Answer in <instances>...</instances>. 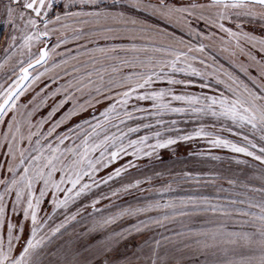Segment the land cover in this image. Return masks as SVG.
Listing matches in <instances>:
<instances>
[{"label":"snow or ice","instance_id":"6c2138e0","mask_svg":"<svg viewBox=\"0 0 264 264\" xmlns=\"http://www.w3.org/2000/svg\"><path fill=\"white\" fill-rule=\"evenodd\" d=\"M119 2L120 0H113L111 7L115 8V5ZM128 3L133 9L150 10L152 15H158L169 23L175 21L177 24L188 28L189 33L195 31L191 28L193 19L207 21L236 40L237 47L240 46L239 41L244 39L249 42L258 43L261 51H264V39L257 40L255 36L248 32L232 31L221 22L233 18L238 20L241 17H247L249 18V22L258 20L261 26H264V0H206L205 3H200L199 0H188V3L179 6L170 4L167 0H156L154 4L150 0L148 3H145L144 0H128ZM54 4L55 0H0V14L5 17L4 22L10 25L14 31L25 33L22 47L29 49V52H31L33 41H40L42 37H48L50 34L49 24L53 23V21L42 19V14L43 17H48L49 12L54 8ZM102 4L103 0H65L62 6L63 15H56L55 22L77 19L82 25L92 24L96 26L89 32H85L83 28L74 29L76 35L73 39L75 40H79L85 36L89 38L96 36L106 40L116 39L120 32L131 34L130 38L133 41L137 39V33L154 34L167 39H174L164 29L148 24L145 20L128 16L124 11L114 12L110 10L109 6H102ZM73 7L80 10L74 12L71 10ZM85 9L92 10L86 11ZM212 9L216 10L214 14L211 13ZM206 13L209 14L206 15ZM110 20L118 25H123V27L105 26V24L101 23ZM40 22H43L44 25L42 30L38 26ZM62 27L68 28L69 25L63 24ZM236 27L239 29L241 25L237 23ZM29 29H35V31L29 32ZM109 34L112 35L110 36ZM196 34L199 35V33ZM12 40H16L14 35L12 36ZM60 42H66V39L58 41L56 47L60 46ZM89 42H92L91 39ZM178 43H184V41L180 40ZM56 47L52 49V53H55ZM81 47L87 49V45H82ZM185 47L187 48V52L180 51L172 45L154 48L152 51L167 53L171 58L155 59L150 57L147 61L141 60L139 56H133L131 60L127 58V54L130 52L146 51V49L139 48L134 42L128 47H94L88 50L101 54L100 60L94 59L93 64L99 63L102 60L119 61V65H112L111 70L113 73L120 71V65L131 69L140 68L142 71L130 72L119 79L110 77L107 84L104 83L102 71L96 72L98 82L91 79L92 72H87L84 76H73L72 79L67 81L66 85L57 88L51 95L56 96L63 92L65 94L64 99L60 101L57 108H53L50 115H54L59 107H63L69 100H73L75 92L83 93L85 89H94L96 95L92 96L90 92L91 98L86 101L87 104L91 105L92 100H96L97 103L101 102L96 99L97 96L103 97L105 100L111 99L105 93L111 92L115 88H125L126 90L118 93L117 95L120 98L116 99L115 103H111L105 111L100 113L104 117L103 121H98L95 124H89L88 121L84 122L88 124L91 131L77 125L79 131L75 132V137L80 139L79 144L61 150L60 145L72 137L58 136L57 140L59 143L55 147L49 143L45 149L41 146L40 140H37L36 155H32L28 149L19 148L17 144L13 143L17 140L18 134L20 140L24 139L15 115L11 117V123H7L4 120V117L9 112L16 109V101L24 94L25 88L23 82L29 80V69L34 68L36 65L48 63L50 53L47 50V45L39 49V54L34 61L30 56L27 67L20 69L21 75L18 80L3 92H0V97L3 98V102L0 103V123H7V128L9 133H11V140H9L8 134L4 135V140L7 141V154L15 161L17 159L16 152H19V162L17 164L8 163L6 169H4L3 165H0V169H4L6 173L12 174L11 179H0V185H3V191H0V229L6 228L7 232L6 248L3 239H0V264H82V261L79 259V251L72 248L70 243L60 245L55 251L48 249V245L53 243L52 238L61 233V229L66 228L71 221L76 220L80 214V210L71 215L66 214L60 224L54 228H49L48 232H45L44 229L52 219V216L46 213L41 215L43 211L42 202H44L45 196L51 193L53 211L58 209L67 211L69 204L73 203L76 198L80 197L92 186L85 183L73 195H69V193H73L74 189H77V185H80L82 177L91 176L92 173L98 170V165L106 167V162L116 160L122 152L127 154L126 150L128 147H135L136 153L142 150L136 146L143 145L149 139L147 136L140 137L138 140H129L127 146L123 144L128 133L138 132L140 130L139 127H129L127 133L121 132L119 135L115 133L104 135L103 139L99 140V142L94 140L93 137L99 136L100 133L97 130H103L105 123H110L114 117L120 118L121 113L117 111V105L125 109L123 115L127 119H134L132 112L126 110V106L133 97V94L137 93L138 90L151 87L157 80H164L165 78H167L169 85L187 86L191 83V81L172 78L171 74L174 73L188 72L190 70L192 75H202L201 72L193 68L191 63H189L190 60H195L196 57H190L188 53L193 50L204 52V45H200L195 49L188 44H185ZM120 53H124L125 55L121 56ZM75 58L74 56L71 57V59ZM61 63L67 64L68 60H63ZM200 63L203 64L204 60H200ZM180 65L184 66L181 67ZM59 66V64H53V67ZM165 69L168 71H165ZM72 71L79 72L80 69L74 67ZM103 71H106V69ZM44 74V72L39 73L34 80H39ZM65 75L72 76V72H66ZM262 76H264V69H262ZM229 79L232 80V84L227 85V88L234 97L231 99L221 93L220 97L205 96L202 100L199 97L190 95H176L172 92L171 88L145 92L136 98L153 101V107L157 110V114L169 111H186L184 108H172L169 103H165L164 99L169 95H171L173 100L184 101L190 106L201 104V107H192L191 111L195 113H210L213 117L218 118L224 117L232 121L240 129L248 128L253 136L259 133V140L264 142V84L260 85V91L257 92L246 84H242V82L238 83L231 75H229ZM53 83H55V79H53ZM202 87H207V85H202ZM73 89L74 91H72ZM203 101H207V103H203ZM216 106H219V111L215 110ZM76 108L82 110L83 105L74 104L73 110L69 111L53 128L49 129L47 135L50 136L59 127L60 123H63L64 119H68L74 115ZM136 111H144V109L137 108ZM28 115L31 116L32 113L30 112ZM120 123H125V120L121 119ZM157 123H161V121H157ZM172 123L174 124L175 121ZM113 126L117 127L116 125ZM143 126L145 128L151 127L148 124ZM235 134L242 137L245 142L244 145L222 139L218 136L214 137L211 143L214 147L230 148L234 153H242L264 164V145L258 147L257 143L249 139V136L242 132ZM33 135H36V133L30 132L27 139L31 141ZM160 135V132L155 133L156 137H160ZM195 135L211 136L212 134L205 132L204 128L201 127L195 132ZM191 138V136H183L179 139L188 140ZM175 143H177V140L173 138L165 140L157 139L156 144L149 147L155 151L156 149L165 148ZM109 148L115 150L109 151ZM257 148L260 153L259 155L255 151L250 150ZM98 150H100V158L94 159L92 154ZM46 151L49 153L48 155H45ZM67 154L71 155V159H69V155ZM144 154L151 155L150 152ZM41 160H43L42 164L40 163ZM238 162L246 163V161ZM21 167L22 172L17 173V169ZM126 168L127 166L117 168L113 174H110L104 180V183L113 179L114 176H120ZM45 169H47V172H45ZM57 172L62 173L58 180L54 178ZM261 180H264V175L261 176ZM38 183H42V187L36 188ZM65 183L70 184L71 187H62ZM138 183L139 181H137ZM229 183H234V181H229ZM133 186L128 185L127 187ZM244 187H247V184ZM252 191L260 194L259 199L248 197L240 201L231 200L227 204H213L208 198L198 200L195 197H189L187 200H181L180 204L183 208L190 205L193 211L191 213L183 210L179 212L174 211L173 215L191 216L199 213H211L217 218L222 217L225 223L231 221L239 225L241 230L228 231L224 223H221L218 227L211 229L177 233V236L196 237L195 243L178 242L166 237L165 239L173 244L175 250L182 253L181 258L176 259V264H182L184 255H192L197 258L203 257L202 264H264V187L254 188ZM60 192L64 193L63 199H59L56 196V193ZM13 194L14 200L9 204L6 198ZM98 202V200L93 201L92 206L95 207ZM238 204L246 205V207H238ZM176 207L177 205L173 201L165 204L157 201L154 204H148L144 208L126 209L119 216L122 217L126 214L135 215L154 208L175 210ZM234 217H240V219H234ZM117 218L109 217L104 219L101 224L102 226L112 224ZM169 218V215L165 214L162 218L152 219L151 223L162 224L164 220H168ZM209 222L216 223V220H210ZM141 224L147 227L145 222L141 221ZM245 227H250L252 231L243 230ZM140 230V226H137L136 231L139 232ZM115 235L121 236L122 233H116ZM111 239L112 237H109V240ZM14 241L20 242L22 250L18 255H13ZM178 243L182 244V248L177 247ZM160 245L161 242L159 240L155 241V247L152 249V256L150 257L151 264H157V261L162 259L157 252Z\"/></svg>","mask_w":264,"mask_h":264},{"label":"rangeland","instance_id":"374dc122","mask_svg":"<svg viewBox=\"0 0 264 264\" xmlns=\"http://www.w3.org/2000/svg\"><path fill=\"white\" fill-rule=\"evenodd\" d=\"M65 0H55L54 8L49 12L48 17L42 19H50L53 23L49 24L50 34L48 37L60 42V46H52L49 49L50 59L47 64H41L40 66L32 70V79L26 90L35 87L37 84L43 81L53 79L59 84L56 87H51V92H54L57 88L66 85L67 81L72 79L73 76H84L87 72H92L91 79L98 82L97 71H102L104 76V83L107 84L110 77L119 79L123 75H127L133 71H142L140 68L131 69L120 65V71L113 73L111 70L112 65H119V61L102 60L99 63L93 64V60H100L101 54L98 52H90L88 50L94 47H128L131 43H136L141 49L146 51H140L137 53H128L127 58L132 59L133 56H139L141 60L147 61L150 57L155 59H170L167 53L154 52L152 49L157 47H167L172 45L179 50V47L183 48L177 41V37L174 32L187 29L175 21L169 23L166 20L161 19L158 15H152L151 11L144 9H133L130 7L128 0H123L112 8L113 0H103V4L109 6L112 11H124L126 15L133 16L140 20H145L148 24L154 25L158 28L164 29L174 39H167L157 35H148L145 33H137V39L133 41L130 38L131 34L120 32L116 39H103L93 36L91 38L85 36L79 40L73 39L76 35L74 29L83 28L85 32L92 30L95 25H82L77 19H67L56 23V15H63L62 6ZM72 11H79L80 9L73 7ZM90 11L92 9H85ZM215 12V9H212ZM211 10V11H212ZM34 15V14H33ZM5 17L0 14V92H3L10 85H13L18 80L20 69L27 65L30 61L38 56L40 41H33L31 46V52L29 49L23 48L24 32L14 31L13 28L4 22ZM259 22L258 20H255ZM105 26L111 27H123L118 25L114 21L101 22ZM260 23V22H259ZM63 24L69 25L68 28L62 27ZM163 24V25H162ZM160 25V26H159ZM39 28L42 30L43 22L39 23ZM29 32L35 31V29H29ZM16 37V40H12V36ZM110 36L112 34H109ZM91 39L92 42H89ZM56 42V43H57ZM87 45V49L81 47ZM56 47L55 53H52V49ZM180 48V49H181ZM187 49V48H184ZM121 56L125 55L120 53ZM76 57L71 59V57ZM167 57V58H166ZM63 60H68L67 64L61 63ZM23 61V63H21ZM53 64H59V67H53ZM79 68V72H73V68ZM47 69V71H46ZM106 69V71H103ZM165 71H168L165 69ZM45 74L40 77L39 80L34 78L39 73ZM66 72H72V76L65 75ZM184 74L185 72H181ZM180 73L171 74L178 76ZM174 85L167 83V78L164 80H157L151 87L138 90L133 94V97L129 100L126 110L132 112L134 119H127L123 113L124 108L117 105V111L121 113L120 118H113L110 123L103 125V130L98 129L99 136L93 137L94 140L99 142L103 139L104 135H112L113 133L119 135L121 132L127 133L129 127H139L138 132L128 133L125 137L123 144L127 146L129 140H138L140 137L147 136L149 139L143 144L136 147L142 150L138 153L135 151V147H128L127 154L122 152L120 156L110 162H106L107 166L98 165V170L91 174V176H84L81 179L80 185H77V189L73 190V195L79 187L85 183L92 185L90 189L86 190L84 194L76 198L73 203L69 204L67 211L64 209H58L49 212L48 215L52 216V219L48 222L47 227L44 229L48 232L49 228H54L60 224L65 215H71L72 213L80 210V214L76 220L71 221L66 228L61 229V233H58L56 237H53V243L48 245V249L55 251L60 245L70 243V246L79 251V259L82 264H151L150 257L152 256V249L155 247V241L159 240L161 245L157 249L160 260L157 264H176V259H180L181 252H178L173 247L172 243H169L165 238H172L174 241H183L184 243H195L196 237H182L177 236V233L196 232L204 229H211L218 227L221 223L228 231H240L239 225L234 224L231 221L224 222L222 217L217 218L211 213H199L191 216L173 215V212H179L181 210L191 213L193 210L189 205L183 208L180 204L181 200H187L189 197H195L198 200L208 198L213 204H227L231 200H245L248 197H255L259 199V193L253 192L254 188L264 187V180H261V176L264 175V164L255 160L252 157H248L242 153H234L230 148H224L216 146L214 147L211 140L214 137H220L232 141L234 143L244 145V140L240 135H236L237 132H242L249 136L257 143L258 147L264 145V142L259 140V133L255 136L251 134L248 128L240 129L227 120L224 117H213L210 113H195L191 111L192 107H201V104L190 106L184 101H177L171 98V95L166 96L165 103H169L172 108H184V112H164L157 114V110L153 107V101L151 100H139L136 97L144 94L145 92L159 91L160 89H168ZM172 89V88H171ZM125 88H115L111 92H106L105 95L111 99H103V97L97 96L96 99L100 100L97 103L96 100H92L91 105L87 104L92 96H95L94 89H85L83 93L75 92L73 100H69L63 107H59L55 113H61L62 115L47 129H44L45 122L50 119L53 108H57L60 101L64 99V93L61 92L56 96H49L52 99L53 106L51 110L45 115L44 118L38 117L35 121L32 117L35 115L36 110L39 109V105L44 103L42 94H37L27 105H34V109L24 112V106L19 107L14 115L18 122L21 133L24 137L23 140H19V134L17 140L13 143L19 148L28 149L32 155H36L37 148L36 141L40 140V144L45 149L47 145L51 143L55 147L59 141L58 136H70L71 139L64 141V144L60 145L61 150L69 147H74L80 143V139L75 137V132L79 131L77 125L83 128H87L89 124H95L98 121H103L104 117L100 115L101 112L111 104L115 103L116 99L120 97L118 93L125 91ZM74 91V89L72 90ZM172 92L176 95H190L199 97L203 100V97L209 95L192 94ZM227 97L234 98L233 95H226ZM220 97V96H216ZM48 98V96L46 97ZM2 97H0V100ZM207 103V101H203ZM75 105H83V109L76 108V113L64 119V123H67V128L56 131L48 138L49 129L53 128L57 122L61 121L66 114L73 110ZM25 105V106H27ZM144 109V111H136V109ZM219 111V106H216ZM32 113L29 116V113ZM36 117V116H35ZM125 120V123H120V120ZM161 121V123H157ZM175 121L173 124L172 122ZM10 120L9 123H11ZM148 124L151 127L145 128L143 125ZM59 125V126H60ZM116 125L117 127H114ZM201 127L205 132L211 133V136H196L195 132ZM231 129V131H229ZM43 132L42 135L32 136L31 141L27 139L29 133ZM14 132V129H13ZM160 132V137H156L155 133ZM8 134L9 140L11 133L8 128L5 132H0V147L5 142L4 135ZM183 136H191V139L184 140L179 139ZM45 137H47L45 139ZM173 138L177 140V143L169 145L165 148H159L155 151L152 150L150 145H154L157 139L165 140ZM7 142V141H6ZM115 149L109 148V151ZM255 151L259 155L258 148L250 149ZM150 152L151 155H145L144 153ZM135 153V154H134ZM49 153L46 151L45 155ZM7 150L5 153V157ZM69 159H71V155ZM17 160L19 161V152H16ZM94 159L100 158V150L92 154ZM12 157L10 156V160ZM16 160V161H17ZM238 161H246V163H239ZM18 163V162H17ZM43 163V160L40 161ZM26 166V165H25ZM120 176H114L113 179L104 183V180L110 174H113L117 168H124ZM22 169V167H21ZM47 172V169H45ZM188 174V175H185ZM57 180L62 173L57 172ZM137 181L139 183L137 184ZM234 181V183H229ZM247 184V187L244 185ZM65 185V184H64ZM62 185V187H64ZM128 185H134L133 187H127ZM69 187L71 185L69 184ZM68 187V188H69ZM127 189V190H126ZM115 193V195H113ZM59 199L62 197L57 196ZM8 199V197L6 198ZM99 202L92 206L93 201ZM159 201L161 204H165L169 201L175 202L176 209H164L154 208L147 212H139L135 215H124L122 217L119 214L126 209H138L144 208L150 203ZM238 207H246V205H237ZM165 214L169 215L168 220H164L162 224L151 223L152 219L162 218ZM109 217H118L114 223L103 225L101 222ZM234 219H240V217H234ZM246 219V218H245ZM210 220H216V223H210ZM141 221L147 224L145 227L141 224ZM140 226L141 230L136 231V227ZM243 230L252 231L250 227H245ZM116 233H122L121 236H116ZM109 237H112L109 240ZM0 239L1 229H0ZM5 248L7 247V241L5 242ZM177 247L182 248V244H177ZM203 257H195L192 255H184L182 264H202Z\"/></svg>","mask_w":264,"mask_h":264},{"label":"flooded vegetation","instance_id":"af4514ba","mask_svg":"<svg viewBox=\"0 0 264 264\" xmlns=\"http://www.w3.org/2000/svg\"><path fill=\"white\" fill-rule=\"evenodd\" d=\"M144 2L148 3L149 0H144ZM150 2L154 4L156 3V0H150ZM167 2L179 6L181 4L188 3V0H167ZM199 2L205 3L206 0H199ZM211 13L214 14L215 12H213L212 10ZM208 14L209 13H206V15ZM221 22L224 23L226 28H230L232 31H244L255 36L257 40L264 39V26H261V24L259 22H256L255 20L249 22V18L241 17L238 20L236 18H233ZM237 23L241 25L239 29L236 27ZM191 28L195 30L193 33H189V30L187 28L184 30L179 29L178 31H175L174 34L177 37L176 42L180 40L184 41V43H179L183 46V48L179 47L180 51L187 52V49H184L186 48L185 44L193 46L194 49L198 48L200 45H204V52H198L193 50L192 52L188 53L190 57H196L195 60H190L189 63H191L193 68L201 72L202 75H192L190 70L188 72H185L184 74L180 73L178 76L176 75L172 78L191 81V83L187 86L174 85L169 88H172L175 92L192 94L199 93L202 95L209 96H220L221 93H223L224 96L233 95L230 91H228L227 88V85L232 84V80L229 79V75H231L233 78L236 79L238 83L242 82V84H246L249 88L253 89L254 91H260V85L264 84V76H262V69H264V51H261V47L258 43L249 42L247 40L241 39L239 41L240 46L237 47L236 40L232 39L226 33L222 32L218 27L211 25L209 22L204 20L193 19ZM196 33H199V35H197ZM56 42L57 41L55 39H52L50 37H42L40 40L39 49L47 45V50L49 51L52 46L57 45L58 42ZM200 60H204V63L201 64ZM27 65H25L24 67H27ZM180 66L183 67L184 65ZM34 68L29 71L30 78L24 85V94L19 98V100L16 101V109L9 112L8 115L4 117V120L7 123L10 122L11 117L14 115V112L19 107L24 106L25 114L28 111L32 112V110L34 109V105H27V103L37 94H42V98L38 100V102L43 100L44 103L42 105H39V109L36 110L35 115L32 117L33 121H35L38 117L44 118L53 106L52 99L51 97H49L51 96L50 89L51 87L58 86V81H56L55 83H51V80L43 81L37 84L35 87L26 90V87L32 79V70ZM20 75L21 72L19 76ZM221 81L223 82L221 83ZM202 85H207V87H202ZM233 87H235V85H233ZM47 96L48 98H46ZM2 102L3 98L0 100V103ZM25 105L27 106L25 107ZM61 115L62 112H57L52 115L50 119L45 122L44 129H47L50 124L54 123ZM7 123H0V132H5L7 128ZM67 123L68 122L57 127L54 132L67 128ZM54 132L50 136L48 135V138H50L54 134ZM42 134L43 132L40 131L34 136L33 139H36V136H40ZM22 146L23 145H21L20 147ZM6 150L7 142L5 141L0 147V165H3L4 169H6L8 163L17 164V162H19L17 159V161H13L12 159L10 160V155H6L5 157ZM4 169H0V179H11L12 174L6 173ZM20 172H22V169L18 168L17 173ZM57 177L58 175H54L55 179H57ZM40 187H42V183H38L36 185V188ZM68 187L69 184L65 183L64 188ZM0 191H3V185H0ZM63 195V192L56 193V196L59 197H62ZM12 200H14V194L9 196L7 199L9 204ZM52 208V194L49 193L45 196L44 202H42L43 211L41 212V215H44L45 213L49 214ZM1 238L5 242L7 241L6 228L1 229ZM13 244V255H18L19 252L22 250L20 242L14 241Z\"/></svg>","mask_w":264,"mask_h":264},{"label":"water","instance_id":"95a60500","mask_svg":"<svg viewBox=\"0 0 264 264\" xmlns=\"http://www.w3.org/2000/svg\"><path fill=\"white\" fill-rule=\"evenodd\" d=\"M36 66H38V65H36ZM36 66H35V67H36ZM31 69H32V68H30V69H29V71H30ZM29 78H30V76H29ZM26 82H27V81H24V82H23V83H24V85H25V83H26Z\"/></svg>","mask_w":264,"mask_h":264}]
</instances>
